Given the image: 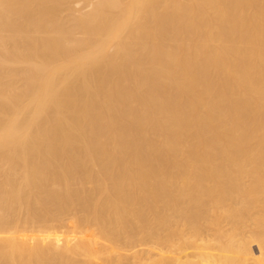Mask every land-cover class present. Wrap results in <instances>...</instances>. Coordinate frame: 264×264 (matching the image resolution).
Wrapping results in <instances>:
<instances>
[{"label":"bare ground","instance_id":"6f19581e","mask_svg":"<svg viewBox=\"0 0 264 264\" xmlns=\"http://www.w3.org/2000/svg\"><path fill=\"white\" fill-rule=\"evenodd\" d=\"M70 2L0 0V264H264V0Z\"/></svg>","mask_w":264,"mask_h":264},{"label":"rangeland","instance_id":"374dc122","mask_svg":"<svg viewBox=\"0 0 264 264\" xmlns=\"http://www.w3.org/2000/svg\"><path fill=\"white\" fill-rule=\"evenodd\" d=\"M71 2V4H69V8H70V12H68L67 13V15L68 14H72V15H74V14H79V12H82V13H87V12H89L90 10H91V7H92V3H93V0H88V2L87 1H85V0H70ZM91 6V7H90ZM87 11V12H86ZM66 14V13H65ZM10 65V64H9ZM15 67H19V66H15ZM154 135H157V136H159V134L156 132ZM154 137H156V136H154ZM259 142V140H257V141H255V144H254V147H257V143ZM251 151H253L254 149L252 148V149H250ZM255 151V150H254ZM101 152H104V151H101ZM20 159V158H19ZM18 159V161H14L13 162V164L12 165H19V163H21V162H19V161H21V160H19ZM19 162V163H18ZM72 164V163H71ZM70 165V164H69ZM116 168V167H115ZM112 169H114V168H112ZM116 170L114 169V171L113 170H109V174H113V172H115ZM118 171V170H117ZM115 174H117L116 172L114 173V175ZM222 182H223V179L221 180ZM245 183H249L250 182V178H245L244 180H243ZM92 187H93V185L91 184V183H88V182H86L83 186H82V189H84V190H87V191H90L91 189H92ZM49 189L51 188V189H53L54 188V185H52V184H50V186L48 187ZM214 194L216 195V196H219L220 194H221V192L219 191V190H215V192H214ZM263 198H264V195H261ZM260 196V197H261ZM51 209H53V207L51 206L50 207ZM259 208L258 209H256V210H254V211H257V212H259ZM27 211H29L30 213H34V214H39V212L41 211L40 210V206L39 205H32L31 207H29L28 208V210ZM224 211H226V210H222L221 209V212H223L222 213V215L224 216V214H225V212ZM221 212L220 211H216L214 214L213 213H211V214H209L210 215V218H212L213 220V222H214V220H216L215 222H216V225H217V223L218 222H220L221 221V219H222V216H221ZM54 213V215H56V212H53ZM226 213H227V211H226ZM226 215V214H225ZM224 218H226L225 216H224ZM222 219L223 221H225V225H224V222L222 223V222H220V224H222V225H215L214 223H209L211 226L210 227H207V226H209V225H207L208 223H205L204 225L202 224V226H204L203 227V229H204V231H203V229H202V227H201V231H203L204 233H202V235L206 238L207 237V233L208 234H210L209 232H211V234L210 235H208L209 236V238H210V236H212L213 234H212V230H213V225L214 226H216L215 228H220V226L222 227V228H220V229H224V230H231V227H230V224L227 222V218L226 219ZM61 224V223H60ZM58 225V224H56L52 229H51V232H50V234H51V237H49V238H53V237H58V238H60L61 236V238H60V240H63V237H67L68 236V238H70V237H78V238H83L84 237V235L81 233V232H79V233H81L80 235H75L74 233H78V231L76 230V232H75V229H73L72 227V229L70 228V224H69V221L67 220V218L65 217L63 220H62V224L61 225ZM228 225V226H227ZM210 228V229H208V230H211V231H207V228ZM70 229V234L68 233L67 235L65 234L64 235V233L65 232H67L68 230ZM206 229V230H205ZM223 230V231H224ZM254 231L256 230L255 228L253 229ZM228 232V231H227ZM256 232H258L257 230L255 231V233ZM185 233H187V229L181 224V225H179V227H177V228H175L173 231H169L168 232V234H167V237L166 236H164V240H163V243H162V247H161V250H162V248H163V250H162V254H167V251L170 249V250H172L173 251V256H175V257H178L179 255H181V254H187L188 253V251H185V249L184 250H182L183 249V244L184 243H181L182 242V240H181V238H182V236H180L181 234H185ZM206 233V234H205ZM225 233H226V231H225ZM254 233V232H253ZM85 234V233H84ZM205 234V235H204ZM24 235V234H23ZM83 235V236H82ZM188 235V234H187ZM25 236H29V235H25ZM45 237V235H41V237ZM213 238V237H212ZM77 239V238H76ZM251 240V239H250ZM249 240V241H250ZM170 241V242H169ZM253 244L255 243V245H253V244H250L251 246L253 245V247H252V249H253V254H257V255H255V257H257V256H259L258 254L260 253V249H259V251L257 250V245H256V243L257 242H252ZM259 245V244H258ZM48 247H53L52 245H50V246H48ZM48 247H46V248H48ZM255 247V248H254ZM142 248V247H141ZM140 248V249H141ZM143 248L144 249H142V250H144L143 252H142V258L145 260V259H148L149 258V256L151 257V255H152V253L153 252H156V250L154 249V248H149V249H152V251L150 252V254H149V251L143 246ZM146 249V250H145ZM252 249H251V251H252ZM160 249H158V251L157 252H160L159 251ZM255 251H256V253H255ZM259 252V253H258ZM29 253H31V251H27V254H28V256H30V254ZM56 253V250H48V251H45V252H43V255H44V259H43V263H39L38 261L36 262L35 261V259H27L23 264H58V263H62V264H76L77 262H75L76 260H72V259H74V257L73 256H70V254H68V253H66V254H68V256L67 257H69L68 259H67V257L66 256H64L63 258H62V260H60L61 259V257L64 255V252H62L61 251V253H60V251L58 252V250H57V253L60 255V257H59V255H56L55 254ZM65 254V255H66ZM145 254V255H144ZM147 254V255H146ZM148 256V257H147ZM171 256V255H170ZM169 256V257H170ZM57 257H59V260L60 261H58V258ZM73 257V258H72ZM83 257V256H82ZM145 257V258H144ZM70 258H72L71 260H70ZM84 258H86L85 256H84ZM258 258V257H257ZM65 259V260H64ZM75 259H79L78 261L80 262L81 260L80 259H82V258H80V257H78V258H76L75 257ZM82 261L83 262H81V263H83V264H85V261L82 259ZM75 262V263H74ZM81 263H79V264H81ZM124 264H132V263H134V261H126V262H123Z\"/></svg>","mask_w":264,"mask_h":264}]
</instances>
